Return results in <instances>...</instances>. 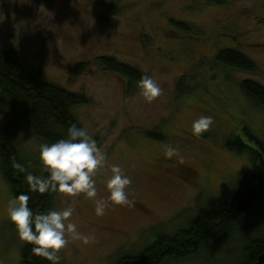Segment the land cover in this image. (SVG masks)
Instances as JSON below:
<instances>
[{"label": "rangeland", "instance_id": "obj_1", "mask_svg": "<svg viewBox=\"0 0 264 264\" xmlns=\"http://www.w3.org/2000/svg\"><path fill=\"white\" fill-rule=\"evenodd\" d=\"M171 19L191 31L177 30ZM0 47L21 50L50 81L88 98L74 112L106 156L107 166L94 177L96 199L110 195L112 164L132 179L127 189L132 203H109L103 216L83 193L56 192L50 210L72 207L71 221L91 237L84 244L69 236L59 264H115L142 252L158 233L187 227L223 184L237 186L252 168L249 153L230 150L227 141L240 136L255 148L246 135L251 131L264 141V108L240 88L246 79L264 85V0H0ZM228 47L254 60L257 70L217 64L218 51ZM102 56L153 77L162 95L147 103L138 84L131 87L98 64ZM201 116L213 117L214 124L197 138L192 123ZM152 130L165 140L149 138ZM41 144L25 133L19 141L33 162L40 161ZM169 146L178 155L167 158ZM187 169L193 174H181ZM15 198L0 171V264H23L26 242L7 212ZM258 237H264V205L237 222L230 240L165 264H236L243 247Z\"/></svg>", "mask_w": 264, "mask_h": 264}, {"label": "trees", "instance_id": "obj_2", "mask_svg": "<svg viewBox=\"0 0 264 264\" xmlns=\"http://www.w3.org/2000/svg\"><path fill=\"white\" fill-rule=\"evenodd\" d=\"M106 9L110 12L112 8L106 6ZM101 20L108 21L105 17H101ZM170 23L179 31H191L186 23L175 19H171ZM97 61L104 70L127 79L131 87L144 76L138 68L111 56L99 57ZM215 61L223 67L251 73L258 68L256 62L245 53L230 47L220 49ZM240 88L252 103L264 108V85L246 79L241 81ZM88 102L84 94L50 81L40 66L28 64L21 50L0 47V171L15 197L22 193L31 197L29 206L34 213L50 210L56 192L30 190L27 182L29 173L41 177L48 174L41 161L33 162L24 156L19 146L20 137L23 133L31 134L42 144L66 139L72 124L82 127L74 111ZM146 134L161 141L166 138L157 130ZM246 135L256 143L255 148L246 144L240 136L226 143L230 150L249 153L251 158L252 168L241 174L237 186L223 184L220 194L210 199L187 227L173 234L158 233L142 252L122 256L115 264H165L170 260L195 256L212 242L230 240L237 222L256 207L264 205V141L252 131ZM17 165L26 171L21 172ZM31 248L32 245L23 246V264H51L46 259L34 256ZM243 250L244 257L236 264H264V260L260 259L264 254V237L251 239Z\"/></svg>", "mask_w": 264, "mask_h": 264}, {"label": "clouds", "instance_id": "obj_3", "mask_svg": "<svg viewBox=\"0 0 264 264\" xmlns=\"http://www.w3.org/2000/svg\"><path fill=\"white\" fill-rule=\"evenodd\" d=\"M138 87L147 103H153L163 91L157 81L148 75L141 77ZM213 124V117L201 116L192 123V134L199 138L209 131ZM176 155L177 149L169 146L165 156L172 158ZM39 158L48 175L46 177L31 173L27 175V182L33 192L52 191L70 197L83 193L86 198L94 200L97 216L105 214L109 203L114 205L132 203L127 191L132 179L117 164L110 166L111 176L107 180L110 195L107 200L96 199L98 193L94 177L98 169L107 166L106 156L98 147L96 140L83 127L72 124L66 139H60L52 144H41ZM17 167L21 172L26 171L20 165ZM30 199L29 195L20 194L9 201L7 212L16 227L19 239L32 245L31 252L34 256L46 259L51 264H59V252L69 243V236L71 239L81 240L84 244L90 242L91 237L82 234L78 230V225L71 221L74 212L72 207L62 211L34 213L29 206Z\"/></svg>", "mask_w": 264, "mask_h": 264}, {"label": "flooded vegetation", "instance_id": "obj_4", "mask_svg": "<svg viewBox=\"0 0 264 264\" xmlns=\"http://www.w3.org/2000/svg\"><path fill=\"white\" fill-rule=\"evenodd\" d=\"M187 170H189V169H187ZM181 174L191 175V174H193V172H192V170H189V171H182Z\"/></svg>", "mask_w": 264, "mask_h": 264}, {"label": "water", "instance_id": "obj_5", "mask_svg": "<svg viewBox=\"0 0 264 264\" xmlns=\"http://www.w3.org/2000/svg\"><path fill=\"white\" fill-rule=\"evenodd\" d=\"M260 259H261V260H264V254H262V255L260 256Z\"/></svg>", "mask_w": 264, "mask_h": 264}]
</instances>
